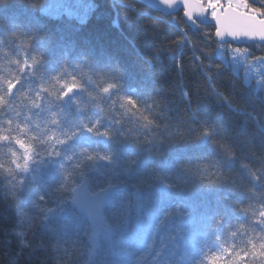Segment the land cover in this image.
Wrapping results in <instances>:
<instances>
[{
  "label": "trees",
  "instance_id": "1",
  "mask_svg": "<svg viewBox=\"0 0 264 264\" xmlns=\"http://www.w3.org/2000/svg\"><path fill=\"white\" fill-rule=\"evenodd\" d=\"M46 1L0 0V264H264V89L216 54L264 44L138 0H90L83 21ZM82 182L110 192L94 251Z\"/></svg>",
  "mask_w": 264,
  "mask_h": 264
},
{
  "label": "rangeland",
  "instance_id": "2",
  "mask_svg": "<svg viewBox=\"0 0 264 264\" xmlns=\"http://www.w3.org/2000/svg\"><path fill=\"white\" fill-rule=\"evenodd\" d=\"M210 10V16L214 9L221 1L218 0H202ZM226 4L249 13H254L261 16L258 12L253 10L245 0H224ZM219 2V3H218ZM93 6L90 0H47L41 6V12L59 16L65 15L68 17H76L83 21L88 16ZM71 10L70 12L67 10ZM262 17V16H261ZM222 60L228 63L231 68L238 74H242L244 80L248 84H253L257 87L254 72H264V58H250L248 57V50L246 48H233L228 46H219L216 52ZM110 192L91 193L88 191L84 182L79 183L73 190V199L78 208L86 213L92 224V233L89 236L91 251L96 250L99 246L100 240L105 239L110 235V229L103 221L101 216V209Z\"/></svg>",
  "mask_w": 264,
  "mask_h": 264
},
{
  "label": "water",
  "instance_id": "3",
  "mask_svg": "<svg viewBox=\"0 0 264 264\" xmlns=\"http://www.w3.org/2000/svg\"><path fill=\"white\" fill-rule=\"evenodd\" d=\"M138 1L164 14L181 9L185 24L191 27L197 22L211 23L215 27V41L219 44L247 45L252 42L264 44V17L242 11L233 5H218L210 17L209 8L201 0Z\"/></svg>",
  "mask_w": 264,
  "mask_h": 264
},
{
  "label": "snow or ice",
  "instance_id": "4",
  "mask_svg": "<svg viewBox=\"0 0 264 264\" xmlns=\"http://www.w3.org/2000/svg\"><path fill=\"white\" fill-rule=\"evenodd\" d=\"M168 2H171V0H168ZM67 11L70 12L71 10L69 9ZM35 63H36V61L34 60L33 64H35ZM25 67H29V65H27V63H26ZM253 75H254V78H255V81H256L258 89H264V72L255 71ZM14 87H15L14 84H10V89H14ZM80 87H81L80 82L76 79V77H73L71 79V81L63 82L62 83V89L63 90L60 93V98L64 99L67 96L72 95L75 91L79 90ZM113 87H114V85L109 84L103 89V91L105 93H108L111 90V88H113ZM127 102L129 104H133L134 103V101L131 98H129ZM87 130L88 131H92L91 128H88ZM210 134H211L210 130H207V129H205L204 132H203V135H205V136H209ZM18 143H20L22 147L24 146L22 141H18ZM229 155H231V153H229ZM262 164H264V160H262ZM18 167H20V165H18ZM252 175H253V177L255 179H259L258 177H256L255 172H253ZM259 216L261 218H264V211H261L259 213ZM21 235H23V234L21 233ZM261 247L264 248V245H261ZM218 259H219V257H216V256L210 257L209 258L210 264H215V261L218 260Z\"/></svg>",
  "mask_w": 264,
  "mask_h": 264
},
{
  "label": "clouds",
  "instance_id": "5",
  "mask_svg": "<svg viewBox=\"0 0 264 264\" xmlns=\"http://www.w3.org/2000/svg\"><path fill=\"white\" fill-rule=\"evenodd\" d=\"M87 86V82H84L83 84H82V87H86ZM68 159H71V157H68Z\"/></svg>",
  "mask_w": 264,
  "mask_h": 264
}]
</instances>
